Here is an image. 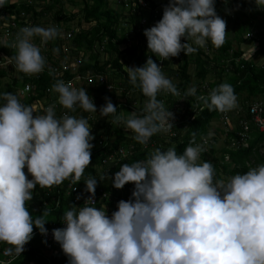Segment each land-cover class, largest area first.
<instances>
[{
    "label": "clouds",
    "instance_id": "1",
    "mask_svg": "<svg viewBox=\"0 0 264 264\" xmlns=\"http://www.w3.org/2000/svg\"><path fill=\"white\" fill-rule=\"evenodd\" d=\"M6 0H0L3 7ZM264 8V0H255ZM226 21L217 15L214 0H169L162 18L145 29L147 47L162 58L186 56L203 48L210 40L216 47L226 39ZM59 35L55 27H24L17 34L16 68L26 74L43 71L45 58L33 44L40 36L47 43ZM184 38L187 42L182 43ZM58 52V49H53ZM130 82L148 98L143 113L135 111L125 118L108 97L101 106V116L111 115L112 124L123 123L147 145L150 138L174 127V114L157 99L161 91L180 95L177 87L163 74L151 56L140 67H126ZM58 103L71 111L78 105L86 112H97L86 89L72 87L63 80L52 89ZM186 96H194L209 110L230 111L238 106L231 84L225 82L208 96L197 95L193 86ZM0 106V242L10 247L5 256H20L33 238V228L47 236L45 227L49 209L36 216L26 202L39 185L52 187L71 178L81 180L91 163L94 135L88 119L56 116L55 105L45 115H35L32 107L12 93H3ZM193 139L183 154L175 146L166 151L155 149L150 155L131 164H122L114 175L113 187L122 189L133 183L131 198L120 200L111 216L106 208L91 206L97 179L84 181L90 195L84 205L65 210L63 228L52 236L68 257V264H264V164L227 181L215 180L211 162L198 163L206 151ZM31 175L28 179L25 174ZM108 177L101 176V180ZM77 200L81 196L76 197ZM47 243V241H43ZM7 264H11L8 261Z\"/></svg>",
    "mask_w": 264,
    "mask_h": 264
},
{
    "label": "trees",
    "instance_id": "2",
    "mask_svg": "<svg viewBox=\"0 0 264 264\" xmlns=\"http://www.w3.org/2000/svg\"><path fill=\"white\" fill-rule=\"evenodd\" d=\"M42 3L37 5L39 10H36L34 4L29 7H24L23 5L17 6L16 4L10 6L0 7V15L5 14L6 16L12 13H19L21 11L31 12L32 17L36 26H42L41 19L51 20L48 21L51 27L56 23L63 22L64 24L70 23L75 14H70L69 16L64 14L63 0H41ZM74 3V6L79 5V3ZM82 8L79 7L78 13L82 14V20L86 23L93 22L94 25L91 28L84 29L81 22L78 23V32L75 34L73 40L70 42L77 49H82L90 53L91 61H84L82 59L80 72L88 71L89 73H103L108 75L111 80L112 76L117 78H122L126 82V87L131 90L134 86L130 82L129 76L124 70H122V63H120L121 58L125 60V55L133 56L137 51V46L135 44H128L126 36L123 31L118 33V24L121 25L124 16L118 13L116 10L110 7V0H81ZM233 9L235 14L234 21H231L232 26H230L233 31L232 36L227 34L225 42L222 46L216 47L209 41L210 45L213 46L217 52L214 54L212 59L209 57H204V54L198 48V51L194 54L186 56L183 52V60L177 62L176 64V78L172 81L177 87L180 95L179 98L187 99V110L179 118V124L171 129L170 132H160L154 134L147 145H142L138 143L129 134L122 131L124 128L119 126V128H112L113 124H107L104 127V139L98 140L94 137L91 143L94 147L91 149V163L85 169L81 180L77 183H72V179H66L60 185H53L52 187L41 188L37 185L32 190L33 199L26 202V206L29 212L33 215L35 219L47 208L50 210V214L46 217L48 222L45 227L50 228L52 225L58 224L63 219V214L65 210L70 209L73 204L72 201L75 195H67L68 185L72 183L78 188L84 186L83 180L90 175L97 179V189L101 190L106 194L108 198H114L116 204L120 200H129L131 198V193L133 191L132 183H127L120 189L119 192L113 187L114 175L119 171L122 164H131L136 161L146 159L150 153L155 149L160 148L162 151H166L169 147L175 146L177 154H183L185 148L189 145V142L193 139V133H195V142L198 143L202 138L207 136V132L210 123L215 119L219 118V111L216 109H211L203 104V102H197L194 96H186V92L189 87H195L197 89V95L208 96L212 89L218 87L221 83H229L234 88V94L237 98L242 97L243 94L246 95V99H250V102L244 106L237 108V117L235 123L239 119H246L251 122V116L249 115L248 107L256 100L264 98V64L261 66H256L251 62L243 61L242 59L238 64L231 62V68L226 72L225 67H223L226 59L230 57V52H232V57L241 58L242 53L240 51L232 50L233 39L237 42H241L242 39L246 41L243 36L244 33L253 26V23L258 20V12L255 10L248 14L247 4L243 1H235L228 6H223V10ZM227 12V11H225ZM135 16H131L134 19ZM44 23V22H43ZM47 23V22H46ZM44 23V24H46ZM230 23V22H229ZM48 25V24H47ZM229 24L226 22V27ZM58 41L51 47V41L49 40L45 43L49 52H46L47 56H50L54 51L53 49H58L60 52V44H62L60 39V32L58 31ZM242 37V39H241ZM108 43L104 46V52L108 55L103 56L99 53V47L104 44V40ZM182 43L187 42L184 38L181 40ZM132 45V46H131ZM126 46L124 51L120 50V47ZM260 52L264 58V44L259 46ZM41 55L45 53V48L42 49ZM61 53V52H60ZM128 54V55H127ZM17 53H13V58ZM127 61H133L129 58ZM136 59L133 61L135 64ZM222 61V64H221ZM191 64L194 66V81L192 82L191 75L189 74V66ZM50 67V62L45 60L44 68L48 70ZM14 72L11 69V73ZM10 73V74H11ZM7 75L5 71H0V80ZM14 73H12L11 78ZM216 76V81H208L209 78ZM67 77V75H66ZM71 76L69 75L68 78ZM10 80V79H9ZM7 80L5 83V88L1 89V93H12L14 88H21L25 83L31 82L34 84L35 89L31 91L30 97L25 105L29 106V103L33 100L40 101L42 99H47L52 101V98H48L47 91L51 89L54 83L50 82L48 77L43 74L39 79L23 80L20 82L16 80L15 83L11 84V80ZM208 81V82H207ZM139 82V81H138ZM176 82V83H175ZM208 85V91L203 90V84ZM0 85H2L0 83ZM97 88V87H96ZM99 88V87H98ZM101 89V88H99ZM102 90V89H101ZM161 92L157 94V99L161 97ZM259 97V98H257ZM177 96L170 93L167 97L166 109L172 110ZM130 102V100H128ZM5 101L0 98V106H3ZM49 105V104H48ZM122 106V105H121ZM122 108H124L122 106ZM128 110V107H125ZM143 106L139 107L137 115L143 113ZM80 109H76L74 112L69 113L70 116H77ZM38 115L39 112H36ZM119 114V113H117ZM125 130V129H124ZM185 132L183 133V131ZM238 129H234L227 133L228 138H235V133ZM127 131V130H125ZM249 139L246 142V146H238L236 149H223L221 152V157L218 158L215 151L211 147L209 153L201 155L198 163L211 162L214 166L215 176L214 181L220 179L221 175L226 174L229 177L235 174H244L249 169L258 167L264 164V157L260 156L259 148L262 143H264V132H259L258 129L250 123L249 128ZM112 138V139H111ZM122 145H128L131 149L125 157H118L117 153ZM111 154H116V160L113 164L106 165L108 157ZM253 163V164H251ZM108 177L105 180H101L100 177ZM108 179L112 183H106ZM50 190H47V189ZM116 209V207H115ZM35 227L33 232L37 231ZM30 249L23 252L18 259L13 264H26L27 261L47 264V257H42V252L40 251L42 246L38 239L33 238L30 241ZM10 247L6 243L0 242V250ZM52 264H68V257L63 253L60 245L58 246V253L55 257L51 259Z\"/></svg>",
    "mask_w": 264,
    "mask_h": 264
},
{
    "label": "built area",
    "instance_id": "3",
    "mask_svg": "<svg viewBox=\"0 0 264 264\" xmlns=\"http://www.w3.org/2000/svg\"><path fill=\"white\" fill-rule=\"evenodd\" d=\"M235 1L245 2L249 9L248 14H250L253 10L258 12V20L254 22L253 26H251L244 33L243 38L246 40V42H250L252 45L259 47L260 44H264V8H258L255 3V0H214L215 11L217 15L224 19L228 24L229 22L231 23V21H234L235 19L234 10L228 8H226V10H223V6H228L229 4ZM40 3H42L41 0H6L4 6L16 4L17 6L23 5L24 7H29L31 4H34L36 10L40 11V8L37 7V5H39ZM168 3L169 0H110V7L116 10L118 13H121L122 16L125 17L123 18V22L121 23V25L118 24V33L120 34V32L123 31V34L126 36L128 44H135L137 46L138 54L140 52V55L138 57H135V59L137 60L135 61V64L130 63V61H127L128 59L124 60L121 58L120 63H122V70H124V72L127 73L126 67L143 66L146 63L148 57L151 56V58L158 65L161 66V70L166 76V78L172 77L171 75L173 73V69L175 70V72L173 73V79L170 80L173 81L176 78V64L177 62H181L183 60V51L176 57H169L168 59L162 58L159 55L152 53L148 49L147 38L143 34L145 29L154 26L155 23L162 18L163 9ZM133 15L135 16V18L131 19V16ZM66 25L67 24H64L63 22H59L52 26L60 32L59 37L62 42V44H60L61 53L59 51L53 52L50 56H47L46 52H49V49H47L45 43H41L42 38L40 36L32 37L31 42L37 47H39L41 51H43L42 49L45 48L46 51L45 53H43V57L45 58V60H48V62H50V67L48 68V70L43 68V71L40 73L26 74L17 70L16 62L12 54L17 53L18 51L15 45L17 43V34L19 33L20 29L24 27L36 26L34 18L32 17V13L21 11L19 13H12L8 16H6L4 13L0 15V71H5L7 74L11 73V69L15 71L13 77L10 79L12 82L11 84L15 83L16 80L23 82V80L32 81L34 79H39L43 74H45L48 77L49 81L54 84L59 80H63L66 84L70 83L72 87H75L77 89L80 88L79 83L82 76V72H80L82 62L80 52L82 49H77L70 43L73 40L75 34L78 32V26L75 29H68L67 27L65 28ZM44 27L48 28L49 26L44 25ZM57 41L58 36L55 38V42L51 43V47L54 46ZM209 41L203 48H200L196 45L193 46L199 48L204 54V57H209L210 59H212L217 50L210 45ZM103 42L104 44L100 46L98 50L100 54H102L103 56L106 55V57H108V55L104 52V46L108 43V41L105 39ZM125 49L126 46H122V48L120 47V50L122 51H124ZM241 59L242 58L232 57V52H230V57L226 59L223 65V67H225L226 69V72L230 70L231 62H235V64H238ZM69 75L71 76L70 78H68ZM87 79L89 82L93 81L94 84L97 87L101 88L102 91H104L105 93L110 94L113 92V82L108 78V75L103 73H88ZM4 88L5 86L0 85V91ZM34 89V84L31 82H27L21 88H14V92H12V94H15L21 103L26 104L28 98L30 97V92L34 91ZM51 89H48L47 94L49 95L47 96L48 98H52V101L42 99L40 101L33 100L29 103V106L32 107L34 110V114L36 111L42 110L41 107L38 108L37 105H39V102H43L42 105L44 107V112L48 106L55 105V112L57 118H59L65 113L69 115L71 110L64 108L58 103L59 94ZM202 89L208 91V85L204 83ZM120 93H122V106L124 108L128 107L131 112L135 111L136 113H138L139 107H144L148 100V98L143 95L139 86H134L131 90H128L125 86L124 89L120 90ZM2 94L3 93L0 92V98H2ZM161 94L162 95L158 100L163 101L164 105L166 106L167 97L170 95V93L161 91ZM177 97L179 98V95ZM128 100H130V102H128ZM76 109L81 110L78 105L76 106ZM248 109L249 115L251 116L252 124L258 129L259 132H264V98L254 101L248 107ZM231 114L232 113L230 111H219V117L222 121L223 126L226 129V133H229L234 129H238L235 133L236 139L229 138L231 148L236 149L240 145L246 146V142L249 139L248 133L251 122L246 119H239L235 123V128L229 130V125L232 118ZM179 123L180 122L178 120L174 119L173 126L175 127ZM198 144H202L206 148V151L200 154L201 157V155L208 152V142L207 140L203 139L202 141L198 142ZM130 149L131 148L128 145H122L117 153L118 157H125L129 153ZM115 156L116 154H111L108 157L106 164H113L116 160ZM87 178L88 177L83 180V183ZM85 187V183L84 186H82L81 188H78L72 183L68 185L67 195H75L72 204L75 205L78 209L85 206L84 200L90 195V193H87L85 191ZM47 190L50 189L48 188ZM116 191L119 192L120 189H116ZM78 195L81 196L80 200L76 199ZM94 199L95 200L91 202V206H94L96 208H106L107 214L109 216H111L112 212L117 210V204L115 199H111L110 195L107 198L106 194L103 193L101 190L97 189V187L95 190ZM62 220L58 224L52 225L50 228H47V236L41 235L39 230L33 232V238L38 239L40 245L42 246L40 250L42 252V257H47V264H52L51 259L55 257L58 253V246L60 244L54 240L52 236V230L55 228L65 227L66 225L62 222ZM45 240L47 241V243L43 242ZM30 241L24 246V252L30 249ZM3 253L4 249L0 250V264H7L8 261H11V264H13L16 259L19 258V256H5ZM31 264L36 263L32 262Z\"/></svg>",
    "mask_w": 264,
    "mask_h": 264
},
{
    "label": "rangeland",
    "instance_id": "4",
    "mask_svg": "<svg viewBox=\"0 0 264 264\" xmlns=\"http://www.w3.org/2000/svg\"><path fill=\"white\" fill-rule=\"evenodd\" d=\"M75 3H79V5L77 4V6H74V3L71 2V0H63V5H64V14L69 16L70 14H75L74 19L68 23L65 28L67 27L68 29H75L78 26V23L81 22V24L83 25L84 29H88L91 28L94 23L90 22V23H86L82 20V14L78 13V9L79 7L82 8V3L80 4L81 0H73ZM48 21L51 20H46L43 18L41 19L42 25L41 27H44V25H47L49 27H51V25H49ZM46 24H44V23ZM230 26H232V23H229V26H227V34L231 35V32L233 31V29L230 28ZM45 28V27H44ZM242 39V37H241ZM51 43L55 42V39L50 40ZM130 45V44H129ZM122 48V47H121ZM232 50L235 51H240L242 53L241 58L243 61L246 62H251L256 66H261L262 64H264V58L263 55L260 52L259 47H256L254 45H252L250 42H246L242 39L241 42H237L236 39H233L232 42ZM75 51V50H72ZM81 58L84 59V61H91L93 62L92 58L90 57V53L88 51L85 50H81ZM59 54V53H57ZM128 55V54H127ZM140 55V52L138 54V50L136 51V53L133 56H130V54L128 55L129 58H132L133 61L135 60V57H138ZM128 56L125 55V59H128ZM108 57H103L102 61L107 59ZM133 61H130V63H133ZM132 65V64H131ZM132 67V66H130ZM175 72V70L173 69V73ZM12 73H15L12 72ZM11 74H7L4 75V77L0 80V83L4 86L7 80L11 79ZM88 71H83L82 72V76H81V80H80V88L84 87L86 89L87 94L93 98V103L95 104L96 108H97V112H86L84 111L82 108L81 110L78 112V115L76 116L77 118L79 117H84L86 119H88V122L91 126V133L94 135L95 138H97L98 140L100 139H104V127L107 124H111V120L112 117L111 115L105 117V116H101V114L99 113V109L101 106H103L105 104V97H114L115 98H121L122 93H120V90L124 89V87L126 86V82L121 78H117V77H113L111 81L113 82V92L112 93H105L104 91H102L101 89H99L93 81L89 82L87 79V75H88ZM173 73H172V77H170L169 79H173ZM90 74V73H89ZM189 74L191 75L192 78V82L194 81V66L191 64V66H189ZM214 76H211V78H209V82L213 80ZM207 81V82H208ZM213 81H216V76L214 78ZM176 83V82H175ZM175 85V84H174ZM97 87V88H96ZM191 88V86L189 87V89ZM119 90V91H118ZM119 92V94H118ZM246 95L243 94L242 97L237 98V104L238 106L232 110H230V112L232 113L231 116V121H230V125H229V130L235 128L236 124H235V120L237 117V108L241 107V105L246 106L249 102L250 99H246ZM259 98V97H257ZM113 104L116 103V100H112L111 101ZM43 102H39V105H37L38 108L41 107L42 110L40 111H36L39 112L38 115H45L46 113L43 111L44 107L42 105ZM187 110V99L186 98H178L171 110V112L174 114V117L176 120H179L180 116L182 114L185 113V111ZM35 112L34 116L37 114ZM128 114L126 116H124L125 118H127L130 114L129 112H127ZM119 126H122L124 129L122 131H124V133L129 134L130 136H134L135 134L129 130L126 129V127L124 126L123 123L120 124H113L112 128H119ZM185 131V130H184ZM112 139V138H111ZM205 139L208 142V152L209 153V149L212 147L213 150L215 151V155L220 158L221 157V152L222 150L225 149H229L231 148L230 145V139L228 138V135L226 133V129L222 124V121L219 118H215L209 126L208 132H207V136L202 138L201 141ZM259 154L260 156L264 157V143H262L260 145L259 148ZM200 159V158H199ZM199 161V160H198ZM197 161V162H198ZM253 164V163H251ZM108 166V164H106ZM25 174L28 176V179H32L31 175L27 173V168L25 167L24 169ZM230 177L227 176L226 174H222L221 175V180H225L227 181ZM108 184L112 183L110 179H108V181L106 182ZM132 186L134 188V184L132 183ZM111 199H114L111 197ZM32 263V262H31ZM30 261H27L26 264H31Z\"/></svg>",
    "mask_w": 264,
    "mask_h": 264
},
{
    "label": "crops",
    "instance_id": "5",
    "mask_svg": "<svg viewBox=\"0 0 264 264\" xmlns=\"http://www.w3.org/2000/svg\"><path fill=\"white\" fill-rule=\"evenodd\" d=\"M137 84H139V82H137ZM116 96L114 97H109V99L112 101V100H116V103H114V105L117 107V113H120V112H123L124 116H126L129 112V114H131V111L128 109L126 110V108H122V103H121V100H122V97L121 98H115ZM105 105V104H104ZM185 131H183L184 133Z\"/></svg>",
    "mask_w": 264,
    "mask_h": 264
}]
</instances>
